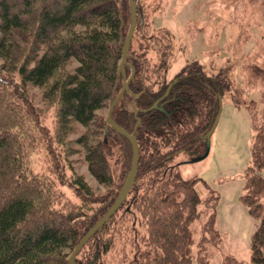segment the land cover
Here are the masks:
<instances>
[{
  "label": "trees",
  "instance_id": "16d2710c",
  "mask_svg": "<svg viewBox=\"0 0 264 264\" xmlns=\"http://www.w3.org/2000/svg\"><path fill=\"white\" fill-rule=\"evenodd\" d=\"M134 1L137 20L125 66L126 78L132 70L133 77L111 112L128 133L140 118L134 183L76 264H102L108 253L118 264H210V245L222 241L215 225L219 195L197 175L182 177L179 166L205 152L225 93L250 114L251 159L239 201L257 221L249 263L264 264V90L252 80L264 78V60L241 54L225 71H213L191 59L170 77L174 38L150 27L140 0ZM130 21L129 0H0V57L10 66H0V264H69L78 240L119 196L132 166L131 140L104 117L97 120L95 142L87 133L75 140L68 135L74 123L95 121L121 90ZM72 60L77 65L69 70ZM28 85L43 88L51 126L44 125ZM252 90H261L259 98L247 100ZM73 143L84 147L89 172L108 188L104 195L75 172ZM34 151L42 155L41 167L31 165ZM64 188L77 193L80 204ZM222 264L244 261L226 254Z\"/></svg>",
  "mask_w": 264,
  "mask_h": 264
},
{
  "label": "rangeland",
  "instance_id": "374dc122",
  "mask_svg": "<svg viewBox=\"0 0 264 264\" xmlns=\"http://www.w3.org/2000/svg\"><path fill=\"white\" fill-rule=\"evenodd\" d=\"M139 3L146 23L155 29L167 30L174 38L175 60L168 71L170 77L191 59L199 60L213 71H225L235 59H240L241 54H256V63L264 60V0H140ZM229 43H233V47L227 50L225 47ZM3 61L0 57V66L10 67ZM76 65L77 62L72 60L67 68L72 70ZM234 76L239 77L236 69ZM252 80L264 90V78L253 77ZM28 90L34 103L43 111L44 125L51 126L53 113L42 97L43 88L28 85ZM260 91L246 92V99H258ZM107 110L108 106L98 110L95 121L88 126L74 123L68 139L75 140L87 133L90 143L95 142L99 137L97 120L106 118ZM252 136L248 110L244 106L233 105L229 93H225L218 122L210 137L208 155L200 161L185 162L179 166L182 177L197 175L219 195L216 227L223 240L218 246L210 245V264H222L226 254L250 264L249 237L257 221L248 215L246 207L239 202V195L242 193L245 170L250 164ZM73 145L78 151L71 156L75 172L84 177L96 195H104L108 188L99 184L89 172L84 147L78 143ZM41 156L38 151L31 153L32 167L42 166L39 161ZM261 175L264 177V170ZM64 190L68 198L80 204L77 193L71 188ZM200 190L204 195L207 193L202 186ZM91 205L96 210L100 204ZM116 260L108 253L102 264H118Z\"/></svg>",
  "mask_w": 264,
  "mask_h": 264
},
{
  "label": "water",
  "instance_id": "95a60500",
  "mask_svg": "<svg viewBox=\"0 0 264 264\" xmlns=\"http://www.w3.org/2000/svg\"><path fill=\"white\" fill-rule=\"evenodd\" d=\"M129 3H130V8H131V21H130V26H129L127 35H126L124 42H123L122 54H121V60H120V68L122 71L123 85H122V88L119 91V93L116 95V97L112 100V102L108 106L107 115H106V122L112 124L114 127H116L120 132H122L125 136H127L131 140V142L133 144L132 166H131L130 172L128 173L126 181H125V183H124V185L120 191L119 196L116 198V200L113 202V204L109 207V209L105 212V214L98 221H96L87 230V232L78 240L77 244L75 245V247L73 248V250L71 251V253L68 256L69 264H76V256L79 253V251L88 242V240L97 231H99L104 226V224L110 219V217L115 214V212L119 209V207L124 202L125 198L128 195L129 190L131 189V187L134 183V177H135V173H136V164H137V159H138V151H139L138 143L136 142V139L134 137V132H135V130H136V128L140 122V118L138 116L136 117L137 122L135 125V129L131 133H128V132L124 131L122 128L118 127L111 119V112H112L115 104L117 103L118 99L123 94V92L128 90L129 81L133 77V70H132L131 75L128 78H126V75H125V66L128 65V63L126 61V55H127L129 48H130V43H131V39H132L134 30H135L136 20H137L136 2L134 0H129ZM219 102H220L219 112L215 118V122L212 125V127L209 129V131L206 133V150L201 156L194 158L192 160V162H197V161L204 159L209 153L210 136H211V134H212L213 130L215 129V126L218 122V118H219L220 110H221V106H222L221 98L219 99ZM132 106L134 107V104H132ZM153 107H155V105H153L151 108H153Z\"/></svg>",
  "mask_w": 264,
  "mask_h": 264
},
{
  "label": "crops",
  "instance_id": "0c3cea01",
  "mask_svg": "<svg viewBox=\"0 0 264 264\" xmlns=\"http://www.w3.org/2000/svg\"><path fill=\"white\" fill-rule=\"evenodd\" d=\"M240 196V195H239ZM240 202V201H239ZM247 209V208H246ZM248 213V212H247ZM249 215V214H248ZM251 217V216H250ZM252 218V217H251ZM215 225L217 226V212H216V220H215ZM217 228V227H216ZM218 229V228H217ZM218 231H219V229H218ZM254 231V230H253ZM252 231V232H253ZM220 232V231H219ZM252 232H251V234H252ZM221 233V232H220ZM221 235H222V233H221ZM250 237H251V235H250ZM250 237H249V243H250ZM222 240H223V238H222ZM250 256V255H249Z\"/></svg>",
  "mask_w": 264,
  "mask_h": 264
}]
</instances>
